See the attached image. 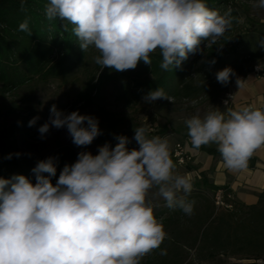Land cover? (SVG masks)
Masks as SVG:
<instances>
[{
    "label": "clouds",
    "instance_id": "9594fccd",
    "mask_svg": "<svg viewBox=\"0 0 264 264\" xmlns=\"http://www.w3.org/2000/svg\"><path fill=\"white\" fill-rule=\"evenodd\" d=\"M25 2L20 0L21 11ZM253 6L264 8V0ZM44 13L49 21H66V31L71 24L80 49L94 47L99 53L95 63L116 72L135 69L140 61L150 65L157 49L161 69L179 67L189 54L201 51L202 43L215 44L232 26L231 9L221 15L205 0H47ZM19 30L32 34L27 18ZM259 47L264 49V38ZM234 75L225 67L216 80L227 85ZM236 84L243 87V79ZM161 98L165 93L156 88L144 100ZM50 125L66 128L77 147L102 134L94 116L65 114L55 105L38 129L41 138ZM185 125L193 149L215 144L229 170L245 169L264 146V109L243 106L225 113L216 108L192 115ZM149 131L134 129L138 149L129 150L128 138L120 135L114 147L105 143L96 155L79 152L73 164L64 165L55 185L54 157L32 169L35 184L24 175L0 178V264H140L159 248L166 233L154 215L159 205L149 198L151 190L166 207L191 215L194 201L184 197L193 184L190 175L175 172L168 139Z\"/></svg>",
    "mask_w": 264,
    "mask_h": 264
},
{
    "label": "rangeland",
    "instance_id": "374dc122",
    "mask_svg": "<svg viewBox=\"0 0 264 264\" xmlns=\"http://www.w3.org/2000/svg\"><path fill=\"white\" fill-rule=\"evenodd\" d=\"M256 3L258 0H224L214 9L223 15L224 11L232 8L239 16L238 21L231 29V38H228L227 46L220 44L215 48V53L220 49L223 51V56L209 58L208 47L213 44L210 40L200 46L201 51L189 54L185 75L178 86V89L182 90L184 85H189L188 94L182 90L178 97L169 96L151 103L146 102L143 97L139 103L128 107L116 99V88L113 84H106L97 93H92L108 112L131 117L139 127H148L150 136L166 137L175 172L192 177V191L184 197L194 201L191 215L184 214L179 208L166 207L163 199L154 198L156 189L151 190L149 198L159 205L154 209V215L161 221L167 239L159 248L144 256L140 264H172V261L175 264L252 263L250 260L232 257H221L219 261L208 260L196 255L195 248H191L194 237L205 224L209 214L213 210L225 208L215 203V194L221 189L199 187L201 183L198 180L201 174L198 176L194 170H188L187 164H190L191 159L183 164L178 163L174 157V149L177 143H182L186 148L191 144L185 125L187 118L197 113L203 116L216 108L221 111L224 92L232 80L252 70L254 66H259L264 71V49L259 47L261 39L264 38V8L254 7ZM219 39L220 37L216 40L217 43ZM233 39L239 41L236 52L230 51V46L234 44ZM97 55H99L98 51L94 47H89L82 61L65 78L41 80L33 77L17 89L4 95L0 94V130L22 122H27L29 126V121L33 117H38L35 123L29 126L27 132L21 128L15 131L17 151L28 154L36 163L63 147L77 155L81 151L98 154V148L103 145L90 144L86 147H77L72 143L66 128L57 129L50 125L49 131L43 138L38 132L39 127L49 120L52 105L65 114L71 113L77 93L84 89L87 80L96 70L94 57ZM213 60L215 63H212ZM225 67L233 69L235 75L230 77L227 85H222L216 80V73ZM14 104L19 108L12 112ZM93 110L92 107H84L78 112L81 115H89ZM127 148L138 149L139 145L137 143ZM202 216L204 219L199 222L198 218ZM176 232H181L183 236L176 240L173 235ZM162 252L166 254H161Z\"/></svg>",
    "mask_w": 264,
    "mask_h": 264
},
{
    "label": "trees",
    "instance_id": "16d2710c",
    "mask_svg": "<svg viewBox=\"0 0 264 264\" xmlns=\"http://www.w3.org/2000/svg\"><path fill=\"white\" fill-rule=\"evenodd\" d=\"M223 1L205 0V3L210 9H215ZM46 3L47 0H26L24 4L26 10L21 11L20 0H0L1 95L17 89L33 77L41 80L65 78L84 57L85 52L80 49L79 41L72 32L73 26L68 24L66 31L64 28L66 21L59 19L49 21L44 13ZM230 9L232 26L220 37L219 43L208 47L209 58L223 56V51L219 49L215 53V48L220 44L227 46L228 38H231V29L239 16L232 8ZM25 18L28 19L32 33L30 36L27 32L19 30V24ZM233 40L234 44L230 46V51L236 52L239 41ZM150 60V65L140 61L135 69L123 72L102 69L97 65L84 89L77 93L71 112L92 107L94 110L89 115L98 119V127L102 133L91 144L108 143L114 147L118 142L115 137L123 135L129 141L126 147L137 145L134 129L139 125L134 119L108 112L98 103L97 98L92 96L93 92L97 93L106 84L115 85L116 99L128 107L139 103L149 91L156 88L163 89L165 98L178 97L182 90L185 94L189 93L187 91L189 85H184L182 90L178 89L179 81L185 75L188 58L179 67L169 70L160 68L162 56L159 49L150 54ZM18 108L14 104L12 112ZM20 128L26 132L29 130L27 122L12 124L0 130V178L11 179L14 175H24L35 184L32 169L37 163L28 154L17 151L15 147L14 133ZM203 150L208 154L214 152L208 148ZM48 157L56 158V176L51 178L53 185L64 165H71L77 160V154L66 147ZM187 168L192 171L197 167L188 163ZM198 182L201 183L199 187L210 188V182L205 174H201ZM231 205V209L213 210L209 214L205 224L194 237L191 248H195L196 255L208 260L219 261L221 257H232L250 260L251 264H264V190L259 193L257 202L252 205L241 203ZM202 219L203 216L199 217L198 221ZM173 235L176 240L183 236L181 232ZM166 239L167 237L164 240ZM172 264L175 262L172 261Z\"/></svg>",
    "mask_w": 264,
    "mask_h": 264
},
{
    "label": "crops",
    "instance_id": "0c3cea01",
    "mask_svg": "<svg viewBox=\"0 0 264 264\" xmlns=\"http://www.w3.org/2000/svg\"><path fill=\"white\" fill-rule=\"evenodd\" d=\"M238 78L243 79L244 86L238 87L236 79L227 86L224 93H231L229 107H240L251 104L254 108L264 109V78L254 77L252 70ZM228 106H222L221 111L227 112ZM203 148L213 149L208 154ZM191 156L190 164L196 166L194 173L205 174L210 182V188L224 190L228 202L252 205L257 202L258 195L264 190V146L258 148L249 159L243 170L233 171L226 168L215 144L193 149L191 144L186 148Z\"/></svg>",
    "mask_w": 264,
    "mask_h": 264
},
{
    "label": "built area",
    "instance_id": "2783aa9c",
    "mask_svg": "<svg viewBox=\"0 0 264 264\" xmlns=\"http://www.w3.org/2000/svg\"><path fill=\"white\" fill-rule=\"evenodd\" d=\"M252 73L254 75V77L256 78H264V71L259 67V66H254L252 69ZM232 98V94L231 93H225L224 95V99H222L221 103L223 106H228L229 107V99ZM227 102V103H225ZM243 106H249L254 108L251 104H245ZM240 106V107H243ZM238 107L236 106H232L229 107V109H236ZM174 157L177 159L178 163L183 164L185 162L190 161L191 156L189 155V153L186 150V147L182 144V143H177L175 145V149H174ZM226 196V197H225ZM229 197V195H226L224 190H218L217 193L215 194V203L219 206H223V208L225 209H231L232 205L230 202L226 201V198ZM227 202H224V200Z\"/></svg>",
    "mask_w": 264,
    "mask_h": 264
}]
</instances>
